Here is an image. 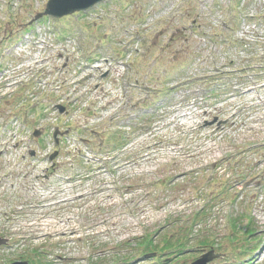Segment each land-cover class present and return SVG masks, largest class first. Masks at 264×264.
<instances>
[{
	"label": "rangeland",
	"instance_id": "1",
	"mask_svg": "<svg viewBox=\"0 0 264 264\" xmlns=\"http://www.w3.org/2000/svg\"><path fill=\"white\" fill-rule=\"evenodd\" d=\"M48 1L0 0V40L23 33ZM227 6L109 0L52 21L80 54L115 61L110 77L62 78L76 145H63L53 174L25 150L39 145L30 129H5L20 112L36 125L33 105L21 108L24 87L48 74L4 69L0 46V264H122L116 253L133 240L164 247L169 237H186L169 264L211 250V264H235L241 247L228 238L249 225L243 250L259 249L243 264H264V0H242L241 15Z\"/></svg>",
	"mask_w": 264,
	"mask_h": 264
},
{
	"label": "trees",
	"instance_id": "2",
	"mask_svg": "<svg viewBox=\"0 0 264 264\" xmlns=\"http://www.w3.org/2000/svg\"><path fill=\"white\" fill-rule=\"evenodd\" d=\"M254 232V231H253ZM251 231V228L247 229V233L246 236H241V235H237L235 232L228 238L229 242L233 244V247H241L239 255H237V263L235 264H243L245 263V258L242 257L244 256L247 252H255L257 250V246L255 247L254 250H251L250 248L245 249V251L243 250L245 248V245H247L248 241L250 239H252L253 235L255 233H253ZM250 235L251 238H248V236ZM155 240L154 238H151L150 240L146 239V240H141V239H135L133 240L136 244V248L134 250H132V252H130L129 254L126 253L124 256H128L130 255L131 257H122L120 256V252H117L116 255H118L119 257V261L122 262V264H131L132 261L136 260V259H140V258H145V259H153V264H169L170 263V259L172 260L175 257H180V255H182L184 253V251L186 250L185 248V243H183V241L181 242L180 239H186V237H180V239H177L176 241L172 242V237H169L168 240H165V246L164 247H159L156 244H154V242H152L153 240ZM163 239V238H162ZM205 247L206 242L204 244ZM129 251V250H128ZM167 253V254H166ZM164 255H167L166 257ZM249 264H253L252 262H250Z\"/></svg>",
	"mask_w": 264,
	"mask_h": 264
},
{
	"label": "water",
	"instance_id": "3",
	"mask_svg": "<svg viewBox=\"0 0 264 264\" xmlns=\"http://www.w3.org/2000/svg\"><path fill=\"white\" fill-rule=\"evenodd\" d=\"M105 0H50L44 14H41L37 19L43 16H51L61 19L65 16L72 15L77 12L89 10L94 5ZM6 241L0 240V245H5ZM214 258V257H213ZM212 255H204L200 260L194 264H208L213 260ZM15 264H29L27 262H18Z\"/></svg>",
	"mask_w": 264,
	"mask_h": 264
}]
</instances>
